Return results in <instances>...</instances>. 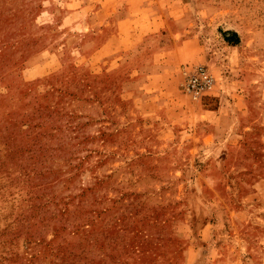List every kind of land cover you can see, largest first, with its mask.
<instances>
[{
  "label": "rangeland",
  "instance_id": "rangeland-1",
  "mask_svg": "<svg viewBox=\"0 0 264 264\" xmlns=\"http://www.w3.org/2000/svg\"><path fill=\"white\" fill-rule=\"evenodd\" d=\"M53 2L0 0V264H264V0L136 44Z\"/></svg>",
  "mask_w": 264,
  "mask_h": 264
},
{
  "label": "crops",
  "instance_id": "crops-1",
  "mask_svg": "<svg viewBox=\"0 0 264 264\" xmlns=\"http://www.w3.org/2000/svg\"><path fill=\"white\" fill-rule=\"evenodd\" d=\"M55 8L53 0H48ZM63 13L82 17L92 27L100 44H136L149 33L173 22L175 5L170 0H60ZM68 8H72L69 10ZM49 10V8H47ZM56 11V12H57ZM59 15V14H58ZM171 52H165V56ZM113 56H109L111 58ZM139 84V82H138ZM151 97V96H149Z\"/></svg>",
  "mask_w": 264,
  "mask_h": 264
},
{
  "label": "built area",
  "instance_id": "built-area-1",
  "mask_svg": "<svg viewBox=\"0 0 264 264\" xmlns=\"http://www.w3.org/2000/svg\"><path fill=\"white\" fill-rule=\"evenodd\" d=\"M212 85V79L206 68L199 65L185 76L183 87L187 93L194 96L207 91Z\"/></svg>",
  "mask_w": 264,
  "mask_h": 264
}]
</instances>
